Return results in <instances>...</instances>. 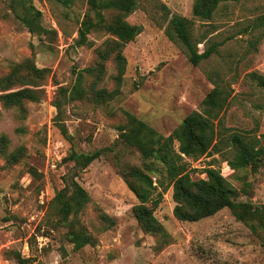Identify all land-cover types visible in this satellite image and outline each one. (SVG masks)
<instances>
[{
  "label": "rangeland",
  "instance_id": "374dc122",
  "mask_svg": "<svg viewBox=\"0 0 264 264\" xmlns=\"http://www.w3.org/2000/svg\"><path fill=\"white\" fill-rule=\"evenodd\" d=\"M12 1L0 0V77L28 62L47 73L41 99L25 104L24 112L6 109L0 101V135L9 139L8 152L18 154L16 162H9L0 152V264H18L16 253L30 264H264V232L257 223L254 231L228 208L182 222L174 215L172 189L154 210L161 228L146 231L135 212L141 203L122 175L128 168L144 170L139 136L151 130L167 138L187 116L201 111L215 86L231 93L221 115L224 134L263 138L264 90L250 74L264 75V26L256 27L264 17V0L222 3L211 21L194 17L195 0H137L126 21L142 32L124 47L122 83L118 85L117 66L110 59L97 89L115 97L100 105L84 100L64 107L61 123L70 141L56 121L58 90L72 87L83 72L91 94L95 79L86 70L99 64L103 44L117 39L92 30L88 45L77 44L83 22L94 18L88 0H20L15 9ZM17 14L33 20V31ZM104 14L108 22L118 18L115 12ZM174 15L192 22L199 52L219 44L217 53L192 65L182 44L167 33ZM125 113L147 128L141 132L138 125L129 141L118 130ZM145 139L150 146V133ZM72 150L104 153L79 170L64 162ZM220 150L197 160L185 157L192 179H206L205 170L214 168L235 191L237 204L264 205V165L235 170L230 163L236 149L223 143ZM71 178L89 195L75 219L94 242L80 250L70 240L73 227L63 222L55 204Z\"/></svg>",
  "mask_w": 264,
  "mask_h": 264
},
{
  "label": "trees",
  "instance_id": "16d2710c",
  "mask_svg": "<svg viewBox=\"0 0 264 264\" xmlns=\"http://www.w3.org/2000/svg\"><path fill=\"white\" fill-rule=\"evenodd\" d=\"M17 1L20 0L12 1L14 9ZM236 1L195 0L193 15L200 20L211 21L222 3ZM88 2L89 14H94V18L83 22L77 44L88 45V34L92 30L105 31L117 40L105 42L103 47L98 50L99 64L86 70V74L95 79L90 88L91 94L85 88L86 75L83 72L77 74L72 87H60L58 90V96L54 103L57 109L56 121L61 134L68 141L71 139L68 130L61 123L64 107L77 101L90 100L100 105L112 100L115 97L114 92L97 89L103 81L104 64L113 59L118 71L116 81L118 85H121L126 68V59L123 55L124 47L134 41L142 32L141 27L130 25L126 21L129 15L135 11L137 0H88ZM105 11L117 13L118 18L108 22L104 14ZM17 15L24 25L33 31V20ZM36 15L40 14L36 12ZM258 21L256 27L264 26V17ZM167 33L171 39L182 44L189 62L194 66L210 59L218 51L219 44H214L204 52H199L192 37V22L182 16L174 15L171 18ZM46 73V70H38L29 62L15 65L8 75L0 77V91L2 92L0 101L3 107L6 109L17 108L24 112L25 104L38 102L44 93L42 87L45 85ZM250 77L259 88L264 90V75L254 72L250 74ZM230 97L231 93L227 88L215 86L203 100L201 111H195L187 116L167 138L156 137L153 131L149 130L152 141L148 147L145 145V142L148 143L145 137L149 136V133L137 138L136 143L145 158L144 170L137 167L128 168L122 171V175L141 203L135 208V212L138 221L146 231L156 232L157 228H161L154 217V210L159 207L164 194L172 189L173 200L176 203L174 215L182 222H196L212 217L219 211L228 208L254 231L259 228L264 232V205L252 207L249 204H237L233 200L235 191L222 174L214 168L205 170L206 179L193 180L189 171L190 164L185 161V157L197 160L211 153H220V145L230 143L236 149L235 157L230 163L233 169L250 166L256 168L258 163L264 165V136L262 139H249L237 133L229 136L224 134L226 130L221 115L229 106ZM125 119V123L120 125L118 130L120 137L129 141L138 125L141 126V124L128 113H125ZM139 130L143 132L147 128L141 126ZM8 147V137L0 135V152L9 162H16L18 154L9 153ZM103 153V151L80 153L72 150L64 162L74 163L77 169L85 170ZM156 166L160 167L156 168ZM150 175L157 178L156 182ZM88 202L87 191L74 178L66 182V187L55 198V204L59 208L63 222H68L73 227L70 240L76 250L94 242V238L80 227L75 219L85 209ZM71 217L73 219L69 223ZM262 245L264 246V236ZM15 258L18 264H30L29 260L22 257L20 253H16Z\"/></svg>",
  "mask_w": 264,
  "mask_h": 264
}]
</instances>
